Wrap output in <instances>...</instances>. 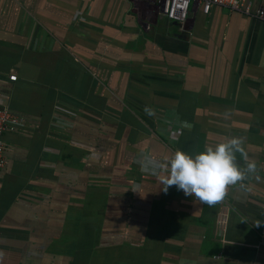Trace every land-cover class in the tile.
Returning <instances> with one entry per match:
<instances>
[{
	"label": "crops",
	"instance_id": "obj_1",
	"mask_svg": "<svg viewBox=\"0 0 264 264\" xmlns=\"http://www.w3.org/2000/svg\"><path fill=\"white\" fill-rule=\"evenodd\" d=\"M0 105L21 119L3 134L0 264H264V18L0 0ZM231 137L257 173L223 201L162 190L155 163Z\"/></svg>",
	"mask_w": 264,
	"mask_h": 264
},
{
	"label": "clouds",
	"instance_id": "obj_2",
	"mask_svg": "<svg viewBox=\"0 0 264 264\" xmlns=\"http://www.w3.org/2000/svg\"><path fill=\"white\" fill-rule=\"evenodd\" d=\"M144 111L149 116L154 115V109L147 106ZM243 145L242 138L231 137L214 146L205 145L204 150L195 155L177 150L166 162L155 163L152 172L154 175L159 170L166 173L159 179L163 191L176 186L185 196L214 206L223 201L230 186L257 173V163L248 158ZM237 153L244 161L243 167L237 161ZM256 178L259 179L258 176Z\"/></svg>",
	"mask_w": 264,
	"mask_h": 264
},
{
	"label": "built area",
	"instance_id": "obj_3",
	"mask_svg": "<svg viewBox=\"0 0 264 264\" xmlns=\"http://www.w3.org/2000/svg\"><path fill=\"white\" fill-rule=\"evenodd\" d=\"M158 2L168 19L181 24L185 21L192 2L201 4L204 13H208L211 6H219L264 18V10L256 7L253 0H158ZM9 78L15 80L16 75L12 74ZM20 124L21 119L18 116L13 114L8 107L0 105V170L7 164L3 134L15 130Z\"/></svg>",
	"mask_w": 264,
	"mask_h": 264
}]
</instances>
